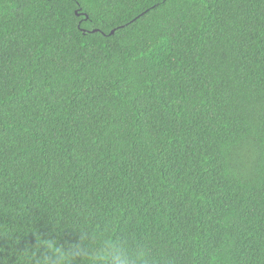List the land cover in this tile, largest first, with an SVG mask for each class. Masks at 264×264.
I'll use <instances>...</instances> for the list:
<instances>
[{
    "label": "trees",
    "instance_id": "trees-1",
    "mask_svg": "<svg viewBox=\"0 0 264 264\" xmlns=\"http://www.w3.org/2000/svg\"><path fill=\"white\" fill-rule=\"evenodd\" d=\"M118 255L264 264V0H0V264Z\"/></svg>",
    "mask_w": 264,
    "mask_h": 264
},
{
    "label": "clouds",
    "instance_id": "clouds-1",
    "mask_svg": "<svg viewBox=\"0 0 264 264\" xmlns=\"http://www.w3.org/2000/svg\"><path fill=\"white\" fill-rule=\"evenodd\" d=\"M114 251H115L116 253H119V249H114ZM108 259H109V260H112L113 257L109 256ZM116 260H117V264H128L127 257H125V256L118 255V256L116 257Z\"/></svg>",
    "mask_w": 264,
    "mask_h": 264
},
{
    "label": "water",
    "instance_id": "water-1",
    "mask_svg": "<svg viewBox=\"0 0 264 264\" xmlns=\"http://www.w3.org/2000/svg\"><path fill=\"white\" fill-rule=\"evenodd\" d=\"M88 17V15L86 16V18ZM112 32H114V31H112Z\"/></svg>",
    "mask_w": 264,
    "mask_h": 264
}]
</instances>
